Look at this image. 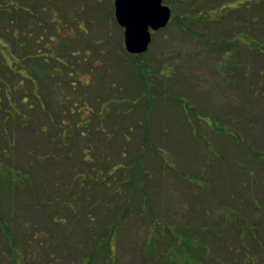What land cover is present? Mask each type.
Listing matches in <instances>:
<instances>
[{"label": "rangeland", "instance_id": "1", "mask_svg": "<svg viewBox=\"0 0 264 264\" xmlns=\"http://www.w3.org/2000/svg\"><path fill=\"white\" fill-rule=\"evenodd\" d=\"M31 1L53 5L59 20L67 23H63L64 29L75 27L74 38L63 41V49L67 58L77 60L76 69L80 73L85 70L90 80L85 85L77 80L72 86L62 78L42 76L37 93L45 111L30 89L16 87L11 92V102L23 108L28 121L19 116L7 119L8 140L0 135V159L22 174L11 177L7 166L0 164V212L6 224L14 226L13 247L0 226V264H22L26 253L30 255L28 264H47L54 258L65 264H264L263 164L254 163V180L243 148L238 150L229 143L228 151L220 153L223 161L211 166V158L217 155L196 147V141L207 143L204 137L210 139L198 128L196 110L181 98L164 95L168 96L172 85L164 78L165 67L179 65L193 79L196 52L205 47L200 33L214 27L211 21L194 19L196 0H168L173 4L168 25L153 31L148 51L137 56L125 48L124 29L114 14L115 0ZM15 5L8 2L7 9ZM236 14H241V9ZM9 15L0 13V37L13 40L11 32L16 26L10 23ZM81 19L85 21L78 26ZM40 42L29 38L30 48L21 49L19 57L39 58L48 68L44 64L40 67L50 72L56 42L46 40L42 46ZM35 47L39 48L32 53ZM83 47L89 48L85 59ZM71 49L80 54L72 56ZM4 53L11 59L8 50ZM6 71L0 65V81L14 82L15 77H8ZM21 73L29 77V67L25 65ZM3 87L0 131L9 106ZM23 96L26 103H20ZM27 104L32 106L27 108ZM84 105L89 106L90 121L85 129L89 132L82 136L75 122ZM100 107L106 109L102 125L90 131V125L98 123ZM48 111L53 120L48 118ZM62 123L66 127L64 137L57 126ZM59 138L68 140L71 157ZM81 147L88 148L87 161ZM234 148L238 151L233 153ZM63 165L64 171L66 166L68 169L58 178ZM76 169L90 176L80 179L76 175L81 184L73 181L68 190ZM107 170L112 174L103 176ZM198 176L203 180L196 183ZM11 179L17 188L13 212L9 211L7 194ZM28 182H34L31 191ZM107 191L113 195L107 196ZM46 199L52 208L45 209L47 205L41 204ZM94 200L99 205L88 211ZM65 201L67 205H63ZM74 203L80 213L77 218L70 207ZM127 207L130 210L125 212ZM182 208L187 212L184 222L177 213ZM53 213H63L65 220L54 224ZM111 225L117 229L112 243H107L105 233L109 230L103 227ZM46 230L48 235L44 237L40 232ZM34 231L38 233L34 235ZM109 244L112 251L107 250ZM94 245L98 248L90 257ZM11 250L15 256L12 263Z\"/></svg>", "mask_w": 264, "mask_h": 264}, {"label": "crops", "instance_id": "2", "mask_svg": "<svg viewBox=\"0 0 264 264\" xmlns=\"http://www.w3.org/2000/svg\"><path fill=\"white\" fill-rule=\"evenodd\" d=\"M212 1L216 3L211 15L214 27L210 32L200 30L205 47L196 52L194 78L187 76L188 71L179 65H167L164 78L172 85H169L168 96L164 95L168 99L181 98L196 110L198 128L210 137H204L207 143L195 140L196 147L217 155L210 163L207 161L211 166L223 161L220 153L228 151L229 143H233L238 150L241 146L249 157L246 166L251 168L250 176L257 180L252 169L254 163L258 161L264 167V0ZM32 4L36 5L31 1L29 5ZM239 9L241 14L237 15ZM29 14L34 21L37 10ZM11 33L13 40L0 37V57H4L7 64L11 59L6 58L4 52L8 50L10 57L18 60L20 50L28 49L29 38L36 42L33 34H15L16 27ZM237 149L234 148L233 153ZM196 180L197 183L203 179L198 176ZM177 213L184 222L187 212L182 208Z\"/></svg>", "mask_w": 264, "mask_h": 264}, {"label": "flooded vegetation", "instance_id": "3", "mask_svg": "<svg viewBox=\"0 0 264 264\" xmlns=\"http://www.w3.org/2000/svg\"><path fill=\"white\" fill-rule=\"evenodd\" d=\"M226 1V0H223ZM8 2H15V7H13L12 9L8 8ZM31 2V0H0V13L2 12H6L7 14L12 15L10 18L11 22H15V26H16V31L18 30L17 35L22 34V33H26L27 35H34L35 36V40L36 41H41V46H42V42H46L47 41H54L56 42L54 47L56 48L55 50V59H53V65L52 68H50V72H48V69H44V67H42L43 69H41L43 71V74L46 75L47 77H52L53 79L56 78H62L65 81H70L71 85L74 86V81H82L85 85L86 81L89 82V78L90 76L88 75V73L85 72V70H83V73H80L79 69H76L75 64L77 63V60L75 62V60H70L69 58H67V53L65 52V50L63 49V41L66 40H72L74 38V33L75 31H73L75 29L74 26H69L71 27L69 30V27L67 30H65L63 27V23H65L64 21L59 20L58 16H57V12L56 9L54 8L53 5L48 4L46 2H43L40 5H29V3ZM33 2V1H32ZM164 4L168 5L169 1L168 0H163ZM168 3V4H167ZM196 3L198 5V9L195 12V16L194 19L196 21H200V23H206L211 21V15L213 14V11L215 8V1L212 0H196ZM169 6L171 7V10L173 9V4H169ZM34 10H37V14H36V18H34V21H31L32 16L29 14L30 12H33ZM49 13V14H48ZM114 14H115V1H114ZM9 15V16H10ZM2 17V16H1ZM171 17H172V11H171ZM84 19H81L78 22V26L81 23H84ZM62 22V23H61ZM61 23V25H60ZM46 24L47 27H43L42 26ZM17 25H20V27H17ZM67 25V23H65V26ZM74 27V29H73ZM42 28V29H41ZM124 29V28H123ZM153 33V31H152ZM45 40V41H44ZM39 47H35V50L38 49ZM40 51V50H39ZM148 51V50H147ZM15 52L17 53V50H15ZM61 52H64L63 57H61ZM128 52V51H127ZM41 53H45V52H41ZM129 53V52H128ZM145 53V52H144ZM80 53L77 50H73L71 49V55H79ZM132 54V53H130ZM82 55L85 59L86 56L89 55V48L87 47H83L82 49ZM135 56H137V54H133ZM140 55V54H138ZM71 56V59H73ZM36 60L38 58H35ZM22 58L19 57L18 60L11 58V63L7 64L9 67L7 69L6 75H8V77H11L12 75L15 77V81L13 82H7L4 81V84L7 88H9V90L12 92V88H16V87H21V85L23 84L21 82V80L19 79L18 81L16 80V72L15 70H13V65H17L20 70L22 69V67H24L25 65L29 67V69H31V67L24 61L21 62ZM71 61L73 63H69L68 61ZM40 63H38V67L42 66V64L45 65L46 68H48V66L41 61H38ZM75 63V64H74ZM43 75V76H44ZM75 78V80H74ZM17 81V83H16ZM42 81V76L41 78H34V86H33V93L37 98H40V95L37 93V88L40 85V82ZM67 99L70 98L69 95L66 96ZM8 99V105L12 104L11 100H10V94L9 96H7ZM85 104V103H84ZM9 107V106H8ZM78 113L80 112V110L78 109L77 111ZM89 113H90V109L89 106L88 107H83V113L81 115V118L84 120L86 126L84 128H87V124L89 123ZM51 117V115H50ZM80 118V117H79ZM52 119V117H51ZM53 120V119H52Z\"/></svg>", "mask_w": 264, "mask_h": 264}, {"label": "trees", "instance_id": "4", "mask_svg": "<svg viewBox=\"0 0 264 264\" xmlns=\"http://www.w3.org/2000/svg\"><path fill=\"white\" fill-rule=\"evenodd\" d=\"M28 48H30V47H28ZM38 50V49H37ZM147 52V51H146ZM5 61V58L4 57H0V65H1V67L2 68H7L8 69V65H7V63H5L4 62ZM26 62L30 67H31V69H30V75H29V77H24L23 75H22V73H21V71H22V69L20 70V68L15 64V65H13V70H15V72H16V80L18 81L19 79L21 80V82L23 83L22 85H21V87H24V88H27V89H30L31 90V92L33 93V91H32V89H33V86H34V78L36 79V78H41V76H43L44 74H43V71L41 70V69H43L42 67H38V61H41V62H43L41 59H35V58H29L28 59V57L26 56L25 58H22V60H21V62ZM28 61H30V62H28ZM23 68V67H22ZM6 69V70H7ZM36 70V73H33L34 71ZM7 72V71H6ZM17 81H16V83H17ZM27 81L28 82H30V83H27ZM3 86H5V84H4V81H0V87H3ZM7 87L5 86V87H3L2 89L4 90L5 89V95H6V97L7 96H9V94L11 95V91L9 90V88L8 89H6ZM16 88H12V90L14 91ZM38 89V88H37ZM1 97V96H0ZM39 99V98H38ZM40 100V108L41 109H43L44 110V102L42 103V100L41 99H39ZM26 101H27V99L26 100H24V98H22L21 99V101H20V103H26ZM25 106H27V108H30L32 105H30V104H27V105H25ZM45 111V110H44ZM105 113H106V109L105 110H102L101 109V107L99 108V111H98V113H97V115H96V119L98 120V123H95L92 127H91V125H90V131L93 129L94 131H97L100 127H101V125H102V123H101V121H102V116H104L105 115ZM47 115H48V118H50L51 119V117H52V119H53V115H52V113L51 112H47ZM50 115H51V117H50ZM20 117V120H23L25 123L28 121V116H27V114L23 111V108L22 107H18V106H16L15 105V103L13 102L12 104H10L9 105V107L8 108H6L5 109V114H4V117H3V120H5L4 122H2L1 123V130L2 131H0L1 133H0V135H1V138L2 139H6V140H8L7 139V131H8V126H6L5 125V122H6V120L7 119H14V118H17V117ZM22 117L23 118H25V119H22ZM51 119V120H52ZM89 121H90V119H89ZM63 123L62 124H59V125H57L61 130H60V132H59V134H63V137L65 136V134H64V132H66L65 130H66V127H63ZM86 126V124H85V122H84V120L80 117L76 122H75V127H76V129H78V131H79V135L81 134L82 136H85V135H87V132H89V131H86L85 129L86 128H84ZM81 128V129H80ZM60 137V136H59ZM59 142H62V144H63V146H65L66 147V145H67V148H66V150H67V156L68 157H71V150H70V146H69V143H68V140L67 139H65V138H63L62 140H60V138H59ZM8 146H12V143L11 142H9L8 141ZM86 143V142H85ZM61 144V143H60ZM8 149V148H7ZM12 147L10 148V149H8V150H10L9 151V156H10V158L12 159L13 158V154H12ZM80 150L83 152V156H84V160L85 161H87L88 160V157H87V152H88V148H86V147H81L80 148ZM89 161H91L90 159H89ZM11 163V162H10ZM0 164L2 165V167L4 166L5 167V163H4V161L2 160V159H0ZM110 164V163H109ZM7 167L5 168L7 171H8V173H9V175H12L11 177H17L18 175H22V174H20L17 170H15V169H13V167L11 166V164L9 165H6ZM112 166V164H110V166H109V168ZM61 169L62 170H60V171H58V178L59 177H61V176H64L63 175V173L64 172H66L67 171V166H66V171H64V165L61 167ZM16 171V173H15V175H13V172H15ZM112 173L111 172H108V170L104 173V175L103 176H105V175H111ZM76 175H78L79 177H80V179H85L86 177H89L90 175L89 174H87V173H85V172H82V171H78L77 169L76 170H74V172L72 173V175H71V182H70V185H69V187H68V190L70 189V186H71V183L73 182V181H75L76 182V184L77 183H80L81 184V182H79V180H77L76 179ZM102 176V177H103ZM132 176H133V174H132ZM66 177V176H65ZM10 178V177H9ZM3 180H2V176L0 177V182H2ZM105 182V181H104ZM9 184V190L7 191V194H8V196H9V200H10V203H9V211L10 212H13L14 210H15V195H16V192H15V190H17V188L13 185V181H12V179L8 182ZM28 185V189H29V191H31L30 189H32L33 188V184H34V182H28L27 183ZM57 184V183H56ZM21 187V186H20ZM75 191V190H74ZM116 192V191H115ZM107 196H112L113 195V193H109V191H107ZM73 195L75 196V193H73ZM47 202H49V201H47V199H46V201L44 200L43 201V203H41V204H43L44 206L45 205H47ZM99 201L98 200H94L92 203H90L89 204V206H88V211L89 210H92L93 208H94V205H99V203H98ZM61 203H62V201H61ZM61 203L59 204V206H61ZM67 201H65L64 203H63V205H67ZM72 205V204H71ZM75 205H76V203H74L72 206H70L71 208H73V209H75ZM53 207V204L50 202L49 203V205H47V206H45L44 208L46 209V208H52ZM130 210V208L129 207H127L126 209H125V212H128ZM0 211H1V206H0ZM61 214H63V213H59V214H57V213H53L52 215H51V219H52V222L54 223V224H56V223H58L59 221H63V220H61V218H63L64 220H65V217L63 216V215H61ZM62 216V217H61ZM74 216L77 218V217H79L80 216V213L75 209V212H74ZM58 219H60V220H58ZM102 219V218H101ZM0 226L1 227H4V233H7V235H9L8 237H9V242H10V244H11V247H13L14 245V241H13V234H14V229H13V225H9V224H6V221L4 220V217L2 216V213L0 212ZM89 226H91V224H89L88 225V227ZM69 228V227H68ZM98 229H100V227H98ZM103 229L105 230V229H107V230H109V232H106L105 233V241L107 242V243H110V241H111V243H112V236H113V231H114V229H115V225H111V226H104L103 227ZM102 230V229H101ZM99 231V230H98ZM38 232H33V234L34 235H36ZM44 237H46V234L48 235V231L46 230V231H41L40 232ZM100 233H103V231H100ZM36 237V236H35ZM50 244H54V242H50ZM97 248L98 247H96L95 245H94V247L91 249V251H90V253L88 254V256L90 255V257H93V255H94V253L96 252V250H97ZM14 250H15V248H14ZM107 250H111L112 251V244L110 245L109 244V246L107 245ZM12 252H11V261H10V263H12V260H14L15 259V256H14V253H13V250H11ZM31 251V250H30ZM17 253H19V251H16ZM32 253H35L36 254V252H34L33 250L31 251ZM37 252H38V250H37ZM20 255L21 256H23V254H22V252H20ZM25 256V262L24 263H22V264H28V261H29V259H28V257L30 256H28L27 257V253H26V255H24ZM92 258H90V260H91ZM91 262V261H90ZM89 262V263H90ZM47 264H65V263H63V262H59L58 261V259H56V258H54V260H50V261H48L47 262Z\"/></svg>", "mask_w": 264, "mask_h": 264}, {"label": "water", "instance_id": "5", "mask_svg": "<svg viewBox=\"0 0 264 264\" xmlns=\"http://www.w3.org/2000/svg\"><path fill=\"white\" fill-rule=\"evenodd\" d=\"M171 11L163 0H115V17L124 28L126 50L137 55L146 52L152 42V31L169 23Z\"/></svg>", "mask_w": 264, "mask_h": 264}]
</instances>
